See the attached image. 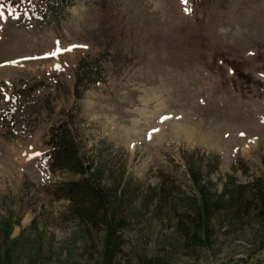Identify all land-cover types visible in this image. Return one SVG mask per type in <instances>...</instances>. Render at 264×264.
I'll return each instance as SVG.
<instances>
[{"label": "rangeland", "instance_id": "374dc122", "mask_svg": "<svg viewBox=\"0 0 264 264\" xmlns=\"http://www.w3.org/2000/svg\"><path fill=\"white\" fill-rule=\"evenodd\" d=\"M4 3L0 264L7 232L5 264H101L105 225L82 224L53 195L79 174L43 161L50 129L67 124L110 190L121 244L112 264H264L257 208L218 197L264 183V0ZM57 42L85 47L44 59ZM189 169L216 201L204 248L176 233L192 213L185 200L197 197Z\"/></svg>", "mask_w": 264, "mask_h": 264}, {"label": "trees", "instance_id": "16d2710c", "mask_svg": "<svg viewBox=\"0 0 264 264\" xmlns=\"http://www.w3.org/2000/svg\"><path fill=\"white\" fill-rule=\"evenodd\" d=\"M40 5L52 11L59 10L60 7L69 5L73 0H36ZM77 96H79V88L77 87ZM48 145L51 150L46 155V166L49 172L67 171L79 174L80 179L76 181L60 182L55 185L53 195L57 199L67 200L71 207V212L77 220L90 228H96L98 224H103L106 227V234L103 240V245L100 250L101 264H112L113 259L120 254V243L115 236L116 229L120 223L114 221V211H109L111 199L110 190L102 185L99 178V169H93L92 163H87L80 153L77 141L72 134L70 126L61 125L50 129ZM93 169V171H91ZM101 172V171H100ZM191 186L196 196H190L185 204L190 208L184 207V210L192 211L191 215H186L188 218L185 224L182 221L178 224L177 232L181 235L185 242H189L193 246L206 247L208 243L209 233V214L213 213L216 208L215 202L210 199L205 193V182L202 184V172H194L193 169L188 170ZM209 184V182H206ZM235 194L225 191L224 194L218 197L227 196L230 207L241 209V205L246 207L254 204L257 208L258 219L264 227V183L261 180H256L251 184L237 185ZM168 188V187H167ZM163 183L160 189L161 194H165L169 189ZM246 188L253 189L251 192V201L244 199V190ZM119 201V197H118ZM242 207V208H243ZM188 216V217H187ZM134 214H130L133 219ZM9 229V228H8ZM9 231V230H8ZM9 233L4 236L2 242L3 256L1 263L5 264L6 254L10 245L5 244ZM8 246V247H7Z\"/></svg>", "mask_w": 264, "mask_h": 264}, {"label": "snow or ice", "instance_id": "6c2138e0", "mask_svg": "<svg viewBox=\"0 0 264 264\" xmlns=\"http://www.w3.org/2000/svg\"><path fill=\"white\" fill-rule=\"evenodd\" d=\"M25 2H29L30 3V0H20V3H25ZM188 0H182V3L184 4H187ZM5 8H6V5L4 3V0H0V20L4 19V16H5ZM16 13V8L15 7H10L8 8L7 10V14L9 17H12V18H15V19H20L21 17L18 16V15H15ZM76 47H85V46H77V45H72L66 49H62L60 46H59V42H57V47L54 51L50 52V53H47L45 55V57H43L44 59H47V58H59L60 56H62L63 54L65 53H70L72 52ZM25 59H41L39 57H26ZM13 63H16V62H13ZM56 70L57 71H60L61 70V66L60 65H57L56 66ZM8 97H5V100H7ZM173 117H170V116H164L162 117L161 119V122H165L169 119H172ZM176 118H179V117H176ZM156 131H159V129H154L153 132H156ZM152 135L153 133H149L148 134V139L151 140L152 139ZM241 135H244L243 133H241ZM36 157H39L41 154L40 153H35L34 154ZM31 158V157H30Z\"/></svg>", "mask_w": 264, "mask_h": 264}]
</instances>
